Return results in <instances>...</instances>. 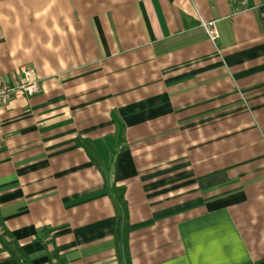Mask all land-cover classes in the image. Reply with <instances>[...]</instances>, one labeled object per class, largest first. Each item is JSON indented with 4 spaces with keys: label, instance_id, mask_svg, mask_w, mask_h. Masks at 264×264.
<instances>
[{
    "label": "crops",
    "instance_id": "obj_1",
    "mask_svg": "<svg viewBox=\"0 0 264 264\" xmlns=\"http://www.w3.org/2000/svg\"><path fill=\"white\" fill-rule=\"evenodd\" d=\"M247 3L0 0V79L27 65L41 86L0 113V220L32 264H120L112 187L130 264H264V0Z\"/></svg>",
    "mask_w": 264,
    "mask_h": 264
},
{
    "label": "trees",
    "instance_id": "obj_2",
    "mask_svg": "<svg viewBox=\"0 0 264 264\" xmlns=\"http://www.w3.org/2000/svg\"><path fill=\"white\" fill-rule=\"evenodd\" d=\"M80 145L89 152V156L95 163L97 168L101 171L103 178H107L108 165L107 162H100L99 155L97 152H90L88 146L90 142L82 141ZM92 145V144H91ZM107 192L111 198L115 217H116V227L114 233V241L116 250L118 252V259L120 264H130L129 254H128V235H129V221H128V210L127 204L124 200V190L122 188H107ZM0 241L4 246L5 250L8 252L9 256L13 258L17 264H32L29 257L25 254L19 244L12 238L9 230L5 228L0 220ZM50 260L58 259L56 252L49 255Z\"/></svg>",
    "mask_w": 264,
    "mask_h": 264
},
{
    "label": "built area",
    "instance_id": "obj_3",
    "mask_svg": "<svg viewBox=\"0 0 264 264\" xmlns=\"http://www.w3.org/2000/svg\"><path fill=\"white\" fill-rule=\"evenodd\" d=\"M230 5L238 7L239 10L248 8L247 0H229ZM201 27L205 30L208 39L215 43L218 39V33L215 21H200ZM20 77L13 83L0 79V113L14 100L26 96H34L41 91L40 80L38 79L35 69L31 66H21L19 68ZM0 120V151L2 149Z\"/></svg>",
    "mask_w": 264,
    "mask_h": 264
}]
</instances>
